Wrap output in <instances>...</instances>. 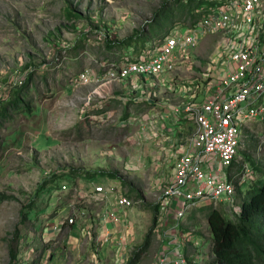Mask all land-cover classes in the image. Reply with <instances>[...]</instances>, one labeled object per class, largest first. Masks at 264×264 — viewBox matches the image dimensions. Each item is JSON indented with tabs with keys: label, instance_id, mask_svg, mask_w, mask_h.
<instances>
[{
	"label": "rangeland",
	"instance_id": "rangeland-1",
	"mask_svg": "<svg viewBox=\"0 0 264 264\" xmlns=\"http://www.w3.org/2000/svg\"><path fill=\"white\" fill-rule=\"evenodd\" d=\"M164 1L0 0V102H7L14 90H20L27 92L26 100L32 104L30 111L14 110L9 118L0 119V264H97L98 259L106 264L105 261L111 259L109 242L98 248L95 259L96 250L89 248L87 242L81 247L75 246L76 236L70 224H62L72 212L85 213L90 209L89 203L79 196L80 190L86 191L92 182L109 184L114 180L102 174L90 177L87 171L116 170L129 186L133 185L142 193V199L131 194L141 214L129 215L133 237L121 248V253L125 250V254H129L128 261L133 257L131 252L139 250L148 231L154 228L153 210L144 204L155 203L159 194L146 181L141 182V178H146L143 171L136 172L135 167L124 171L125 165L137 162L134 158L138 155L141 157L138 162L145 168L154 164L155 147L149 146V150L144 151L138 145L137 153L134 147L137 141L129 138L136 130L131 125L133 117L130 122H125L127 118L124 117L126 111H136L135 102L128 94L132 78L84 83L76 78L88 68L102 75L113 67V61H125L128 53L134 58L144 45L136 48L132 44L128 51L125 48L115 54L107 53L106 37L122 39L136 35L142 27L148 32V24ZM220 1L203 0L195 14L177 17L173 23H191L194 15L216 7ZM66 7L75 9L85 18L68 19ZM170 28L165 27L163 34ZM185 32L183 26L182 33ZM161 36L162 33L155 40H160ZM208 39L210 45L206 44ZM208 39L193 51L187 62L189 66H185L197 75L208 73L215 38ZM219 65L214 63V66ZM164 75L166 73L159 80ZM148 78L157 80L156 77ZM202 100L203 95H200L198 101ZM245 155L256 161L259 168H254ZM237 160L254 172L253 182H257L261 177L260 169H264V124L252 123L246 128ZM53 174L57 176L56 182L48 183L45 190L38 193L39 187ZM251 182L246 178L238 180V194L241 187L245 190ZM64 183L67 189L62 190L60 186ZM122 185V189L129 191V186ZM148 191L150 194L145 196ZM29 204L34 208L22 224L21 211ZM215 205L227 218L235 219L229 205ZM204 208L186 212L181 230H173L170 244L172 248L177 247L186 234L184 247L186 245L190 253L195 245L201 262L211 258V232ZM84 216L86 214L77 222L82 223ZM173 223H177L174 211L167 208L158 218L152 244L138 264H149L156 254L167 248L168 241L162 240ZM15 229L20 234L16 242L19 243L18 257L10 262L9 244ZM83 234L81 230L76 237L79 243L85 237Z\"/></svg>",
	"mask_w": 264,
	"mask_h": 264
},
{
	"label": "built area",
	"instance_id": "built-area-1",
	"mask_svg": "<svg viewBox=\"0 0 264 264\" xmlns=\"http://www.w3.org/2000/svg\"><path fill=\"white\" fill-rule=\"evenodd\" d=\"M183 26L185 33H182ZM208 35L215 37L208 73L198 82L181 78L176 71L189 66L187 62L193 51ZM124 59L113 62V67L102 75L85 69L76 80L84 83L126 81L133 77L157 79L166 73L169 75L165 82L172 92L190 95L191 100L185 107L187 118L193 124L189 146L177 157L173 177L158 198V218L170 208L177 223L168 229L171 232L167 248L149 264H203L195 245L190 253L186 245L184 247L186 234L177 247L170 246L173 230H181L186 212L195 208L227 204L233 215L242 212L237 181L246 178L253 182L255 174L244 164L230 175L229 167L239 156L246 128L252 123L264 124V0H222L216 7L204 10L196 23H177L160 40L148 41L134 58L128 53ZM213 61L220 67L214 66ZM200 91L205 97L201 94L203 100L197 101ZM64 189H67L66 183L62 185ZM92 193H102L105 197L114 195L116 204L124 210L135 205V200L123 193L117 181L92 182L86 191L80 190L79 196L87 201ZM83 215L84 212H72L67 218L68 224H75ZM169 215L168 211L166 216L169 218ZM107 216L117 223L123 221V216L113 210H108ZM102 237L107 241L109 234ZM97 255L94 253L95 259Z\"/></svg>",
	"mask_w": 264,
	"mask_h": 264
},
{
	"label": "crops",
	"instance_id": "crops-1",
	"mask_svg": "<svg viewBox=\"0 0 264 264\" xmlns=\"http://www.w3.org/2000/svg\"><path fill=\"white\" fill-rule=\"evenodd\" d=\"M210 37L215 38L214 35H208L206 38ZM206 44H211L209 39ZM214 45L215 42L212 44V49H214ZM176 74L185 80L195 78L196 82L202 77V74L197 75L185 67L179 68ZM162 75L156 81L149 80L147 77L132 78V82L128 86V94L132 97L133 102H135L136 111L130 112L129 117L125 121L130 122V118L133 117L134 123L131 125L135 126L136 130L129 138L137 141V144L134 146L137 153L139 150H137L136 146L138 145L144 151L149 146H154L155 150L153 152L154 164L151 168H145L142 163L138 162L141 160V157L138 155V157L134 158L137 162L125 165L127 169L124 171L127 172L128 169L132 170L133 167L136 168V172L143 171L146 178H141V182L146 181L152 190L155 189V192L159 196L165 185L173 177L177 157L189 146V134L193 127L192 121L187 118L185 110L187 103L191 100L190 95L172 92L165 82L169 74L164 75V78L159 80ZM198 76L200 77L198 78ZM135 80L138 82H135ZM134 91L135 93H133ZM199 94L204 95L202 91ZM139 111L141 112L139 113ZM147 171H151V173L148 174L146 173ZM114 181L119 182L123 186L122 184L127 180L119 176V179H114ZM126 185L129 186L128 181ZM123 193L130 198H132V193H135L139 199L143 197L142 193L133 185L129 186V191L123 189ZM148 194H150V191L145 193V196ZM87 201L90 209H86V216H84L82 223H78L77 219L75 224L70 225L73 236L77 237L81 230H83V236H85L81 243H79L80 239H76L75 237V246L80 245L81 247L83 243L87 242L89 248L96 250L94 252L96 254L98 248L104 247L105 243L109 242L108 252L111 259H107L105 261L106 264H128L130 256L127 253L125 254V250L121 253V248H125L126 244L131 242L133 237L129 226V215L134 212V214H141V210L137 209L135 205L128 210L120 208L116 204V197L114 195L105 197L102 193H92ZM108 210L121 214L123 221L119 223L113 221L107 216ZM155 227L156 224L154 225V229ZM74 230L76 231L75 233ZM170 232L171 230L165 232V237L163 236L162 240L164 243H167L166 241H168ZM106 233L109 234L107 241L102 239V235ZM92 242L93 245L91 246ZM131 254L133 255L132 252ZM97 264H102L101 259H98Z\"/></svg>",
	"mask_w": 264,
	"mask_h": 264
},
{
	"label": "trees",
	"instance_id": "trees-1",
	"mask_svg": "<svg viewBox=\"0 0 264 264\" xmlns=\"http://www.w3.org/2000/svg\"><path fill=\"white\" fill-rule=\"evenodd\" d=\"M202 2L203 0L164 1L162 6L155 12L154 19L148 24L150 26L148 32L142 27V30L136 35H129L122 39L107 36L105 39L107 53L115 54L117 51L124 50L125 48L128 51L129 46L132 44H135L136 48H139L141 45H145L149 38L155 39L160 33H162L161 37H163L166 34H163L165 27H172L177 17L182 18L189 13L195 14ZM65 14L68 19L74 21L85 18L71 7L65 8ZM200 15H194L192 23H196ZM113 62H116V60ZM14 92L13 97L7 102H0V119L9 118L11 112L14 110L24 108L30 111L32 109V104L26 100L27 92H21L20 90H14ZM129 114L126 111L124 117L128 118ZM244 158L249 160L254 168H259L257 162L251 157L245 155ZM238 161L236 159L229 167L230 175L233 174L235 169L239 170L243 168L244 165L238 164ZM260 171L261 177L257 182H251L250 186H247L245 190H241L242 187L239 189L237 198H239L242 205V212L235 219L227 218L218 207L204 208L206 211H204V214L208 220L211 232V258L203 262V264H264V169H260ZM86 174L90 177L102 174L112 179H119V173L116 170L87 171ZM56 179V174H53L52 177L39 187L38 193L43 189L45 190L44 187H47L48 183H55ZM124 184L126 185L127 181H124ZM9 198L14 199V196H9ZM144 205L146 208L153 210V222L154 225L157 224L160 202L157 201ZM32 208L34 207L29 204L25 209H22V218L20 219L22 224L26 223ZM67 223V221L62 222L64 226ZM153 230L154 228H151L148 231L145 242L140 246L138 251L133 253V257L128 264H137L141 256L148 250L152 244ZM19 238V231L15 229L13 239L9 244L10 262L17 260V245L19 243L16 242H18ZM32 264L39 263L33 262Z\"/></svg>",
	"mask_w": 264,
	"mask_h": 264
}]
</instances>
